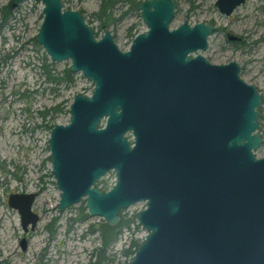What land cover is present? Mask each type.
I'll list each match as a JSON object with an SVG mask.
<instances>
[{"label":"water","instance_id":"1","mask_svg":"<svg viewBox=\"0 0 264 264\" xmlns=\"http://www.w3.org/2000/svg\"><path fill=\"white\" fill-rule=\"evenodd\" d=\"M22 1L9 0L8 8ZM34 1L43 4L35 41L52 61L70 60L71 72L95 84L90 96H74L69 122L50 130L58 209L87 195L88 214L115 225L121 208L145 201L137 220L147 234L127 264H264V156L255 153L264 143L261 95L236 61L215 64L199 53L213 26L185 20L169 29L174 1L145 0L138 7L148 30L122 52L106 27L95 40L80 12L63 9L61 0ZM244 1L215 6L229 15ZM173 112L176 136L172 127L147 131L152 114ZM143 115L146 133L138 130L130 148L124 133ZM112 168L110 190L90 188ZM33 197H8L24 228L36 218Z\"/></svg>","mask_w":264,"mask_h":264},{"label":"rangeland","instance_id":"2","mask_svg":"<svg viewBox=\"0 0 264 264\" xmlns=\"http://www.w3.org/2000/svg\"><path fill=\"white\" fill-rule=\"evenodd\" d=\"M61 1L63 9L81 11L97 35H102L103 31L99 30V23L93 17L101 0ZM8 2L0 0V264H50L45 254L43 260L38 259L40 250L43 253L48 250L51 255L57 253L60 256L57 264H98L95 248L101 247L107 248L105 253L112 254L113 260L110 262L102 259L99 264H127L136 250V243H141L147 234L135 221V215L144 203L134 204L123 212L127 227L121 230L116 242L108 247L101 243V217L74 221L78 215L79 218L83 216L80 211L83 203H77L63 213L53 210L60 191L55 187L50 160L47 159L50 132L48 122L53 116L54 123H67V109L73 96L76 93L90 94L92 82L80 72L73 74L75 83L68 87L46 81L41 69L42 63H46L49 68L53 67L61 75L62 70L70 65V60L52 63L48 54L35 41L43 17V4L40 1L23 0L4 16V7H8ZM214 2L178 0L176 19L170 26L175 27L182 22L191 3L200 5L187 17L188 20L191 23L211 22L217 31L209 36L207 49L199 53L215 64L236 61L240 77L261 90L264 115V0H247L229 18L219 14ZM120 4L117 3L113 17H118L127 9V5L121 7ZM131 24H135L134 35L143 31L141 18L136 12L127 14L115 24H109L114 40L121 48L128 46L130 38L126 30ZM223 27L232 34L240 35L253 30L255 34L241 35L245 45L234 48L227 44L225 35L220 33ZM41 111L45 112L47 123L41 118ZM258 132L263 135V128L259 127ZM256 154L258 157L264 156V144ZM36 191L39 196L33 209L41 214L47 210L48 214H42L35 235L29 239V245L23 251L20 240L26 238V235L21 227L19 213L16 208L9 206L8 197L11 193ZM53 217H58L60 227L56 238L51 241L45 224ZM68 222L79 224L67 232ZM90 225H93L95 232L89 231ZM129 251L132 255H126ZM94 253L96 259L93 260Z\"/></svg>","mask_w":264,"mask_h":264},{"label":"flooded vegetation","instance_id":"3","mask_svg":"<svg viewBox=\"0 0 264 264\" xmlns=\"http://www.w3.org/2000/svg\"><path fill=\"white\" fill-rule=\"evenodd\" d=\"M112 2V6H111V8H110V12H111V14H110V17L108 18V22H104V23H102L99 19H98V14H99V12H100V7H99V9H98V11L96 12V13H94L93 14V17L96 19V21H98V23H99V30H102L103 31V33H102V35H97V31L88 23V22H86V20H85V18H84V15L81 13V11H79L80 12V14L83 16V18H84V20H85V22L88 24V25H90V27L92 28V30H93V32H94V39L95 40H100L104 35V28L106 27L108 30H109V32H110V34H111V37H112V40L114 41V43L117 45V43L115 42V40H114V36L112 35V33H111V31H110V29H109V24L111 25V24H115L116 22H119L123 17H125V16H127V14H129V13H133V12H136L139 16H140V18H141V21H142V24H143V31L142 32H146L147 30H148V27H147V24L145 23V21H144V18L142 17V15H141V10L139 9V7H138V4L140 3V2H142V1H145V0H122V1H119V0H111ZM174 1V5H175V7H174V16H173V19H172V21H171V23L169 24V29H172V28H175V27H177L178 25H180L181 23H183L185 20H187L188 21V23L190 24V25H193V24H195V23H197V22H194V23H191L189 20H188V16H190L191 15V13H193L196 9H198L199 7H200V5H195V4H193V3H191V6L189 7V9H188V11L185 13V18L182 20V22H179L175 27H171L170 25L173 23V21L176 19V15H177V12H178V0H173ZM216 1V0H215ZM247 2V0H245L242 4H240L239 6H237L232 12H231V14H229V15H226V14H224V13H221L218 9H217V7L215 6V2H214V7L216 8V10L219 12V14H221L222 16H226V17H228L229 18V16L230 15H232L238 8H240V7H242L245 3ZM117 3H121L120 5H121V7H122V5H127V9L126 10H124V11H122L121 13H120V15L118 16V17H113V11H114V9H115V7L117 6ZM100 5H101V3H100ZM198 22H206V23H210L212 26H213V33L212 34H214L216 31H217V27H215V25L213 24V23H211V22H208V21H198ZM134 28H135V24H131L129 27H127V35H129V38H130V41H129V43H128V46L126 47V48H121V47H119L118 45H117V47H118V49L120 50V51H122V52H127V51H130L131 50V45L133 44V41L136 39V37L138 36L137 34H139V33H142V32H139V33H135V35L133 34V30H134ZM220 31V33H223V35H225V41L227 42V44L229 45H232V46H234V48H239V47H243L244 45H245V40H244V37L243 36H241V35H254L255 34V31L253 30V31H251L250 33H249V31H245L243 34H240V35H237V34H232V33H230L229 31H227L226 29H225V27H223V28H221V30H219ZM211 34V35H212ZM210 35V36H211ZM208 38H209V36H208ZM208 38H207V42H208ZM35 39V38H34ZM207 47H208V45H207ZM207 49V48H206ZM195 54H193V56H194ZM207 59V58H206ZM208 60V59H207ZM52 61V60H51ZM209 61V60H208ZM53 62H56V61H52V63ZM210 62V61H209ZM70 73H71V75L70 76H72V78H73V74H76V73H79L80 72V74L83 76V77H85L84 75H83V73L81 72V71H78V72H71L70 70H69V66L66 68ZM66 69H63L62 70V73H61V75L59 74V72H56L55 70H54V68L52 67V68H50V70H51V73L54 75V77H56V79H55V81H48V80H46V81H48V82H50V83H54L55 85H60V84H64V86H66V87H68V86H70V85H72L73 83H75V79H73L72 80V82L71 83H68L67 82V80H65V79H63L64 77V74H63V72H64V70H66ZM240 70V69H239ZM240 75V74H239ZM86 79H88L87 77H85ZM88 80H90V79H88ZM91 82H92V80H91ZM248 83V82H247ZM251 84V83H250ZM255 85V84H254ZM256 86V88H257V90H258V92H259V94L261 95V105H260V107H259V117H258V121H259V127H262L263 128V131H264V115L262 114V104H263V95H262V92H261V90L259 89V87L257 86V85H255ZM94 87H95V84L92 82V90H91V92H90V94H82V95H85V96H90L91 94H92V92H93V90H94ZM77 94V93H76ZM75 94V95H76ZM81 94V93H80ZM74 95V96H75ZM143 96H144V94H142ZM74 96H73V99H74ZM140 98H143L144 99V97H140ZM73 99H72V101H73ZM72 101H71V103H72ZM70 103V104H71ZM70 104H69V107H68V109H67V112H68V114H69V118H70V112H69V108H70ZM117 112H120V109H118V111ZM40 115L42 116L41 118L44 120L45 119V117H46V114H45V112H43V111H41L40 112ZM167 115H169L170 116V118H168V116ZM167 115H159V113L158 114H152V116H153V120H155V121H153V123H151L150 125H149V127H148V125L146 126V129H147V131H148V129L151 127V125L153 124V127H152V129H154V131H153V133H158V132H160V131H162V130H165V131H168L171 127H172V131H173V134H174V136H176L177 135V132H178V123H179V120L175 117V114H174V112H173V115H170V113H167ZM164 117H165V119H164ZM69 118H68V122H69ZM52 119H53V116H52ZM49 120L50 122H48V123H50L48 126H49V131L52 129V127L54 126V124H56V123H54L53 122V120ZM106 120H107V116H103L101 119H100V122H99V124H98V128H104V126H105V124H106ZM44 122H46L47 123V120L45 119V121ZM59 124V123H58ZM66 124V123H65ZM148 127V128H147ZM138 130H141L142 132H143V134L144 133H146V131H145V128H144V115L143 116H141L140 117V123L139 124H137V123H131V124H129V128L126 130V132L124 133V137L129 141V146H130V148H133L134 146H135V143H136V137H135V133L138 131ZM49 134H50V132H49ZM159 134V133H158ZM261 134V136L263 137V139H264V133H263V135H262V133H260ZM49 140V139H48ZM163 142H162V145L164 146V143H165V138H163V140H162ZM264 144V143H263ZM262 144V145H263ZM261 145V146H262ZM260 146V147H261ZM259 147V148H260ZM162 148V150H163V147H161ZM48 151H49V155H48V157H47V159L48 160H50V164H51V174H52V163H51V153H50V147H49V144H48ZM257 151H255V153H256ZM256 157L258 158V156H257V154H256ZM52 176H53V174H52ZM53 178H54V176H53ZM106 179H108V180H106ZM116 179H117V176H116V171L112 168V169H109L107 172H105V174H103L102 176H100L93 184H91L90 185V188H93V187H95V188H98L99 190H101V191H103V192H107L108 190H110L114 185H115V183H116ZM54 182H55V187L59 190V188H58V186H57V184H56V180H55V178H54ZM60 191V190H59ZM60 193H61V191H60ZM60 193H59V198H60ZM13 194H18V195H20V194H33L34 195V197H33V199H32V202H31V208H30V210H31V212H32V214H34V216L36 217L35 218V221H34V223H32V222H29L27 225H26V227L24 228L23 226H22V220H21V215H20V213H19V211H18V209H17V211H18V213H19V217H20V222H21V227H22V229H23V231L25 232V235H26V238H22L21 240H20V246H21V249L23 250V251H25L26 250V248L28 247V245H29V239L32 237V236H34L35 235V233H36V231H37V228H38V226H39V224H40V222H41V218H42V214L45 216V215H47L48 214V211L46 210V211H44V213H38V211L37 210H34L33 209V205L36 203V200H37V198H38V194H39V192H33V193H13ZM86 197H87V195H82V196H80V198H79V200H78V202H76V203H73V204H71V205H69V206H67V207H65L63 210H60V209H58V207H57V204H58V202H59V199H58V201L55 203V205H54V207H53V210L55 211V212H59V213H63V212H65L66 210H68L69 208H71L73 205H76L77 203H83V208H81L80 209V211H82V213H83V216H80V218H79V215L77 216L78 217V219H74V221H76V222H80V221H82L83 220V218H89V217H100V216H90L89 214H88V212H87V207H86ZM137 203H144V206L142 207V209H144V207H145V205H146V203H145V201H140V202H137ZM137 203H134V204H137ZM134 204H132V205H134ZM132 205H130L129 207H131ZM84 206H85V208H84ZM129 207H127V208H121L120 210H119V215H120V220H119V222H117L115 225H108V223L105 221V220H103L101 223L102 224H105V225H107L109 228H112V229H115V228H118V230L117 231H119V233H118V235H117V238H118V236L120 235V232H121V230L123 229V228H126L127 227V224H126V222H125V218H123V212H125L126 210H128L129 209ZM48 209V208H47ZM142 209H140L138 212H137V214L135 215V221L137 222V224H139L138 223V220H137V215H138V213L142 210ZM102 218V217H101ZM103 219V218H102ZM79 223H77V224H74V225H78ZM73 224H71L70 222H68L67 223V227H66V231L68 232L69 231V229L70 228H72L73 226H74ZM140 225V224H139ZM45 227H46V229L48 230V234L50 235V238H51V241L52 240H54L56 237H55V235H56V232H57V229L60 227V223L58 222V217H53V218H51L49 221H48V223H46L45 224ZM94 227H93V225H90L89 226V231L90 232H95L94 231V229H93ZM100 229V228H99ZM65 231V232H66ZM30 236H29V235ZM27 239V240H26ZM22 240H24V248H23V246H22V243H21V241ZM117 240V239H116ZM116 240L114 241V242H112L111 244H114L115 242H116ZM63 241V240H62ZM111 244H109V245H111ZM140 244V243H139ZM108 245V246H109ZM48 246H50V243L48 244ZM107 246V247H108ZM102 248V247H101ZM101 248H99V249H96L95 248V250L97 251V252H99V250L101 249ZM106 249L107 248H105L104 249V251H106ZM45 250H46V248H45ZM94 250V251H95ZM44 254H45V256H47V261L50 263V264H57L59 261H60V256L57 254V253H55V255H57V256H55L54 254L53 255H51V252H48V250L46 251V253H43V251L42 250H40V253H39V256H38V259L39 260H43L44 259ZM104 254H105V259H106V261H112L113 260V258H112V254H107V253H105L104 252ZM99 255V253H97V256ZM127 255V254H126ZM94 258L96 259V254L94 253V256H93V260H94ZM132 258V256L130 257V259ZM130 261V260H129ZM96 263H98L99 264V258L97 257V260H96Z\"/></svg>","mask_w":264,"mask_h":264},{"label":"trees","instance_id":"4","mask_svg":"<svg viewBox=\"0 0 264 264\" xmlns=\"http://www.w3.org/2000/svg\"><path fill=\"white\" fill-rule=\"evenodd\" d=\"M112 1L111 0H101V5H100V12L98 14V19L104 23V22H108V18L110 17V14H111V6H112ZM8 13H10L9 11V8L7 6L4 7V16L5 14L7 15ZM41 69L43 70L45 76H46V80H50V81H55L56 77H54V75L51 73V70L50 68L48 67V65L46 63H42V66H41ZM64 74V78L65 80H67L68 83H71L73 78L71 75V73L66 69L64 70L63 72ZM56 108H54L55 110ZM118 228H115V229H112V228H109L107 225L105 224H102L101 225V234H100V237H101V243L104 247L108 246L109 244H111L112 242H114L116 239H117V235L119 233V231H117ZM139 245V243L137 242L136 243V247ZM104 249L105 248H101L99 250V255L97 256L99 258V260H106L105 259V254H104ZM130 252V251H129ZM126 254L128 255H132V253H127Z\"/></svg>","mask_w":264,"mask_h":264}]
</instances>
